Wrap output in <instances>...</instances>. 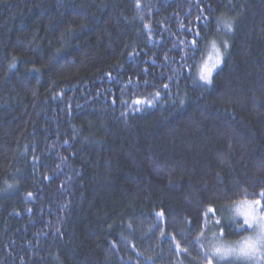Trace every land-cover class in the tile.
<instances>
[{
	"label": "trees",
	"instance_id": "16d2710c",
	"mask_svg": "<svg viewBox=\"0 0 264 264\" xmlns=\"http://www.w3.org/2000/svg\"><path fill=\"white\" fill-rule=\"evenodd\" d=\"M262 191L264 0H0V264H254Z\"/></svg>",
	"mask_w": 264,
	"mask_h": 264
},
{
	"label": "snow or ice",
	"instance_id": "6c2138e0",
	"mask_svg": "<svg viewBox=\"0 0 264 264\" xmlns=\"http://www.w3.org/2000/svg\"><path fill=\"white\" fill-rule=\"evenodd\" d=\"M196 42L193 41V45L195 46ZM225 47H227V42H225ZM214 51L216 52V59L214 64L209 67L207 65H204L201 73H200V79L205 81L206 83H211V76L213 71L220 65L222 56L219 51V49L213 45ZM137 103H140V101H136ZM261 197H264V191L260 193ZM244 205H246L243 209H237V215L243 217L242 222H237L233 224V230L234 231H240L241 229H251L254 227H258L259 233L256 240H253L250 237L245 238V242L242 248L239 249V252L241 255H247L249 252L254 251L256 249V245L261 243L262 240H264V203L260 199H256L253 202L249 203L247 200L242 201ZM259 207V211H257V207ZM209 211H213L212 209H209ZM217 224H220V221H217ZM221 234H223V228L221 231ZM220 249H217V252H219ZM223 255H227V253H224Z\"/></svg>",
	"mask_w": 264,
	"mask_h": 264
},
{
	"label": "rangeland",
	"instance_id": "374dc122",
	"mask_svg": "<svg viewBox=\"0 0 264 264\" xmlns=\"http://www.w3.org/2000/svg\"><path fill=\"white\" fill-rule=\"evenodd\" d=\"M214 62L215 61L209 60V63H207L206 65H208V66L210 65L209 67H211L214 64ZM249 203H251V202H249ZM245 207H246V205H242L241 207L239 206L238 209H243ZM255 207H257V211H259L258 206H255ZM238 217H240V216L238 215ZM252 229H253V234L248 236V237L252 238L253 240H256L258 237L259 229L255 225ZM244 242H245V240L240 242L241 244H237L235 246L225 245L224 247L222 246L220 248L224 249L225 252H227V250H228V252L230 251L233 253H237L234 255H230L231 257L228 258L227 260L231 259V260H237L240 263L250 262V263L257 264V262L262 257V255H264V240H262L261 243L256 245V249L254 251L249 252L247 255H241L239 252V249L243 247ZM231 249H232V251H231ZM213 250H216V249H213ZM225 258H226V255H219L217 260H219L220 262H224Z\"/></svg>",
	"mask_w": 264,
	"mask_h": 264
},
{
	"label": "bare ground",
	"instance_id": "6f19581e",
	"mask_svg": "<svg viewBox=\"0 0 264 264\" xmlns=\"http://www.w3.org/2000/svg\"><path fill=\"white\" fill-rule=\"evenodd\" d=\"M197 29V28H196ZM199 29V28H198ZM199 33V32H198ZM193 34V33H192ZM180 35H181V33H180ZM190 37V36H189ZM178 39V38H177ZM179 40V39H178ZM186 41H187V39H186ZM213 43V42H212ZM187 47V46H186ZM222 54V53H221ZM214 55V54H213ZM211 59V58H210ZM210 61H212V60H210ZM207 63H209V61L207 62ZM208 66V65H207ZM210 66V65H209ZM218 68V67H217ZM137 101V100H136ZM143 101V100H142ZM141 101V102H142ZM140 106V105H139ZM143 106V105H142ZM130 107V106H129ZM139 111H140V109H139ZM128 112V111H127ZM248 201V200H247ZM242 232V231H241ZM238 237V236H237ZM235 250V249H234ZM231 251H232V249H231ZM230 252V251H229ZM183 253V252H182Z\"/></svg>",
	"mask_w": 264,
	"mask_h": 264
}]
</instances>
